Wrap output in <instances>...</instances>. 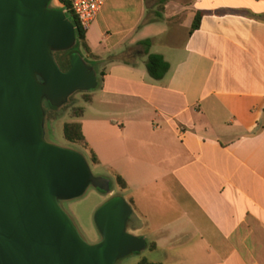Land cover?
<instances>
[{"label":"crops","instance_id":"0c3cea01","mask_svg":"<svg viewBox=\"0 0 264 264\" xmlns=\"http://www.w3.org/2000/svg\"><path fill=\"white\" fill-rule=\"evenodd\" d=\"M85 36L100 80L76 123L150 264H264V0H106Z\"/></svg>","mask_w":264,"mask_h":264},{"label":"water","instance_id":"95a60500","mask_svg":"<svg viewBox=\"0 0 264 264\" xmlns=\"http://www.w3.org/2000/svg\"><path fill=\"white\" fill-rule=\"evenodd\" d=\"M53 1L0 0V264H116L147 247L126 231L130 203L114 195L96 210L95 244L82 239L59 205L90 186L113 191L83 155L44 140V102L59 109L73 94L98 87L79 53L70 55L66 72L54 62L53 54L71 50L76 39Z\"/></svg>","mask_w":264,"mask_h":264},{"label":"rangeland","instance_id":"374dc122","mask_svg":"<svg viewBox=\"0 0 264 264\" xmlns=\"http://www.w3.org/2000/svg\"><path fill=\"white\" fill-rule=\"evenodd\" d=\"M56 1H57V10H62L61 4L58 2V0ZM66 52H59L53 54L54 62L57 64V66L62 72H66L69 69V68L66 69L64 66L61 65V57H62L61 55ZM83 58L86 63H89L85 57ZM91 67H93V70L96 72L97 80L99 82L100 76L98 75L96 68L93 65ZM92 92L93 91L77 92L73 94L68 99L67 103L59 109L52 108L46 102L43 103V109L45 112V119L43 126L44 140L57 147L71 149L73 151L80 153L87 160L90 170L94 176L105 177L110 181V187L113 192L109 195L102 193L96 190L95 188H93L92 186H90L83 194V196H81L80 198L59 202L61 209L70 218V220L72 221L73 225L77 229L82 239L88 244H95L100 240V236L93 222V217L96 210L100 206H102L108 198L114 195L122 196L126 200V195L120 193L114 181V178L106 172L105 168L92 165L87 154L85 153L83 147L80 144L78 145L70 144L63 137V124L70 122L72 123L79 122V120L72 118L73 113L75 112V109L77 107L84 108L85 102L82 96L84 94H88ZM133 220H134V215L127 223V228H126L127 233L132 234L133 232L131 228ZM162 257H163V253L161 251L160 252L150 251L149 243H147V247L145 250H143L139 254H131L121 259L116 264H138L141 260H146L148 263H152V262L160 261Z\"/></svg>","mask_w":264,"mask_h":264},{"label":"trees","instance_id":"16d2710c","mask_svg":"<svg viewBox=\"0 0 264 264\" xmlns=\"http://www.w3.org/2000/svg\"><path fill=\"white\" fill-rule=\"evenodd\" d=\"M60 4L63 5L64 9L66 11V17L67 19L71 22L75 29V39L76 43L75 46L69 50L66 53H63L61 56V65L64 66L66 69L70 67V55L72 53H79L81 56L85 57L86 60L93 65L96 68V65L94 61H92V57L89 55V49L86 44V36H85V31L82 29L80 26L78 20L74 16V14L70 11L69 9V3L67 0H58ZM164 1L160 2L159 5V10L163 8ZM199 22H200V15H196V17L193 20V23L191 25V30L190 32H193L199 27ZM144 47L148 48L149 47V42L145 41L141 43ZM146 68L149 76L154 79V80H161L163 77L167 74L169 71V64L164 60V58L161 55H156L152 54L148 56L147 62H146ZM83 100L85 103H89L91 100L90 94H84L82 96ZM83 115V108L77 107L75 109V112L73 113L72 118L73 119H80ZM63 137L64 139L74 145L80 144L85 153L87 154L90 162L92 165L98 164V160L95 156V154L89 150L87 145L84 142V138L82 135V128L80 123H64L63 124ZM114 181L120 191V193L124 192L126 190V184L125 182L119 177V176H114ZM138 264H150L146 260H141Z\"/></svg>","mask_w":264,"mask_h":264},{"label":"built area","instance_id":"2783aa9c","mask_svg":"<svg viewBox=\"0 0 264 264\" xmlns=\"http://www.w3.org/2000/svg\"><path fill=\"white\" fill-rule=\"evenodd\" d=\"M69 9L78 20L80 26L86 31L96 19L106 0H67ZM64 9V7H63ZM65 11V10H64ZM66 12V11H65ZM184 134L185 130L180 129Z\"/></svg>","mask_w":264,"mask_h":264},{"label":"bare ground","instance_id":"6f19581e","mask_svg":"<svg viewBox=\"0 0 264 264\" xmlns=\"http://www.w3.org/2000/svg\"><path fill=\"white\" fill-rule=\"evenodd\" d=\"M51 6L57 8V1L54 0V1L51 3Z\"/></svg>","mask_w":264,"mask_h":264}]
</instances>
